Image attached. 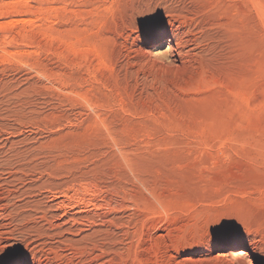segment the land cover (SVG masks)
I'll use <instances>...</instances> for the list:
<instances>
[{"label": "rangeland", "instance_id": "374dc122", "mask_svg": "<svg viewBox=\"0 0 264 264\" xmlns=\"http://www.w3.org/2000/svg\"><path fill=\"white\" fill-rule=\"evenodd\" d=\"M5 142L0 264H264V0H0Z\"/></svg>", "mask_w": 264, "mask_h": 264}, {"label": "bare ground", "instance_id": "6f19581e", "mask_svg": "<svg viewBox=\"0 0 264 264\" xmlns=\"http://www.w3.org/2000/svg\"><path fill=\"white\" fill-rule=\"evenodd\" d=\"M169 15V14H168ZM173 15V14H172ZM179 15V14H178ZM176 16V15H175ZM178 18V17H177ZM183 21V20H182ZM190 22V21H189ZM194 27V26H193ZM198 31V30H197ZM193 34V33H192ZM203 38V37H202ZM192 40V39H191ZM184 41V39H183ZM192 44V43H191ZM179 45V44H178ZM183 45V44H182ZM186 45V44H185ZM183 45V46H178V49H175L174 45L172 44V39L167 38L162 40V43L160 45L161 50L163 49L162 47H169L170 52L173 53L174 59L178 60L179 59H184L187 56V50L189 48H187V50L185 49L186 46L188 45ZM177 46V45H176ZM185 46V47H184ZM193 46V45H192ZM191 49V48H190ZM192 50V49H191ZM189 51V50H188ZM163 55H165V51L162 53ZM160 55H157L156 57L160 60L159 58ZM172 61V60H171ZM174 61V60H173ZM182 61V60H181ZM179 61V62H181ZM2 123V122H1ZM4 131V129H3ZM31 132V131H30ZM7 141V140H6ZM8 142H5L4 144H2L0 146V186L2 185V183L6 184H10L12 186V189L15 194L16 192H19L22 190L23 186L19 185H23L24 178H29L30 181H32V176H35L36 173H39V170H37L38 168L35 165L30 164L31 162L28 161H24L27 155V151L26 150H21L20 147L16 146V144L14 142H12L10 144V146L8 148H5V146H7ZM9 144V143H8ZM27 148V147H26ZM36 152V151H35ZM38 157V156H37ZM36 158V157H35ZM52 158V157H50ZM14 159V161H13ZM12 161V162H11ZM29 165V166H28ZM44 171V170H43ZM48 173V172H46ZM41 174H43L41 172ZM40 174V175H41ZM7 176V178L4 177ZM49 175V174H48ZM47 175V176H48ZM27 178V179H28ZM38 178V177H37ZM37 178H35V180H37ZM8 180V181H7ZM39 180V179H38ZM29 181V180H28ZM34 181V180H33ZM141 182V181H140ZM61 184V183H60ZM77 184V183H76ZM66 185L65 182L62 181L61 186L64 187ZM62 187L61 190H62ZM106 188V187H105ZM53 191V190H52ZM66 191V190H65ZM65 191H62V195L59 196V198H53V200L57 201L56 203H58V208H62L63 209V213L62 216L66 217V211L64 210V207H66V194L64 193ZM89 193V192H88ZM11 195V194H10ZM59 195V194H58ZM2 197V196H1ZM54 197V196H53ZM9 198V197H8ZM61 198V199H60ZM87 199V198H86ZM9 200V199H8ZM12 200V199H11ZM113 200V199H112ZM7 200H5L6 203ZM54 201V202H55ZM86 201V200H85ZM89 201V200H88ZM53 202V203H54ZM77 202V201H75ZM80 202V201H79ZM3 202V200L0 198V219H4L6 217L10 216V213L8 212L7 207V203L5 204ZM81 203V202H80ZM94 203V202H93ZM91 204V202H90ZM81 205V204H80ZM95 205V204H94ZM82 207V205L80 206ZM67 210V209H66ZM82 210V209H81ZM45 211V210H44ZM80 211V210H79ZM6 212V214H4ZM8 212V213H7ZM12 212V211H11ZM43 212V211H42ZM46 213V212H45ZM44 213V214H45ZM18 215V214H17ZM18 217V216H17ZM61 217V216H60ZM10 218V217H9ZM15 219V218H14ZM13 219V220H14ZM62 219V218H61ZM8 220V219H7ZM28 220V219H27ZM2 225V224H1ZM73 248H75L73 246ZM105 252V251H104ZM233 256L231 258H229L228 262H236V261H240L243 260L244 258H246V255L248 254L247 252V248L245 247H240L237 249H234L232 252ZM246 261V260H245ZM243 262V264H246V262ZM250 261L247 263L249 264Z\"/></svg>", "mask_w": 264, "mask_h": 264}]
</instances>
